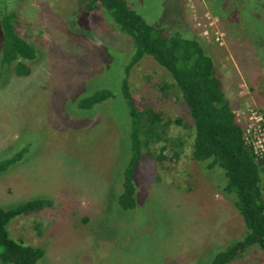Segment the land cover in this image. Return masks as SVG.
<instances>
[{
    "label": "rangeland",
    "instance_id": "1",
    "mask_svg": "<svg viewBox=\"0 0 264 264\" xmlns=\"http://www.w3.org/2000/svg\"><path fill=\"white\" fill-rule=\"evenodd\" d=\"M89 2L0 0V162L24 152L0 175V208L52 202L16 216L9 236L40 248L37 264H212L247 234L236 196L222 193V169L193 160V121L170 74L150 56L126 73L132 40L103 8L86 11ZM125 2L166 34L187 18L185 32L194 33L187 0ZM207 9L218 17L226 47L203 46L234 113H264V0H209ZM6 12L35 49L34 60L24 62L28 75L1 65ZM124 80L137 112L159 114L155 124L142 118L153 136H141L136 206L126 210L118 203L132 152ZM102 90L111 97L80 107ZM230 264H264V255L251 246Z\"/></svg>",
    "mask_w": 264,
    "mask_h": 264
},
{
    "label": "trees",
    "instance_id": "2",
    "mask_svg": "<svg viewBox=\"0 0 264 264\" xmlns=\"http://www.w3.org/2000/svg\"><path fill=\"white\" fill-rule=\"evenodd\" d=\"M100 8L114 20L117 30L133 42L135 53L126 73L144 56H150L170 74L193 121V160L206 170L216 167L222 169L227 179L222 193L236 196V200L231 199L232 204L242 217L247 234L242 240L219 252L212 264H230L242 258L251 246L258 247L264 255V203L260 185L261 177L264 178V165L252 156L250 148L243 141V127L236 120L212 56L204 48L203 42L195 33L166 34L163 29L149 25L128 7L125 0H90L86 11ZM3 16L4 54L1 65L15 66L16 75H28L30 69L24 62L34 60L35 49L18 36L14 26L16 15L6 12ZM122 93L132 117L129 134L132 152L124 174L123 192L118 197L120 207L126 210L136 206L134 177L141 156V136H153L149 129H142V118L149 115L151 120L147 122L155 124L159 114L146 109L137 112L126 80ZM109 97L110 93L102 90L82 99L80 107L91 109ZM23 153L19 152L13 158L0 162V175L20 161ZM51 206L50 200L35 198L12 208H0L1 264H37L43 256L42 250L10 238L7 225L16 216L42 211Z\"/></svg>",
    "mask_w": 264,
    "mask_h": 264
},
{
    "label": "built area",
    "instance_id": "3",
    "mask_svg": "<svg viewBox=\"0 0 264 264\" xmlns=\"http://www.w3.org/2000/svg\"><path fill=\"white\" fill-rule=\"evenodd\" d=\"M209 0H187L192 31L205 44L225 48V32L219 19L208 8ZM201 9L202 11H200ZM235 114V113H234ZM236 120L243 127V141L250 148L252 156L264 165V113L247 109Z\"/></svg>",
    "mask_w": 264,
    "mask_h": 264
},
{
    "label": "crops",
    "instance_id": "4",
    "mask_svg": "<svg viewBox=\"0 0 264 264\" xmlns=\"http://www.w3.org/2000/svg\"><path fill=\"white\" fill-rule=\"evenodd\" d=\"M182 1V0H181ZM184 7H185V5H184ZM189 22V19L187 18L186 19V22H184V24L182 25L181 23L179 24V25H177L178 27H177V29L178 30H175V31H173V33H183V34H189V32H185V29H184V27L186 26V25H188L187 23ZM188 28V27H187ZM172 33V32H171ZM261 185V184H260ZM261 195H262V200H263V196H264V183L262 182V185H261Z\"/></svg>",
    "mask_w": 264,
    "mask_h": 264
}]
</instances>
